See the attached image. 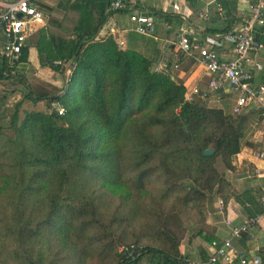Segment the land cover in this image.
<instances>
[{
  "label": "trees",
  "instance_id": "obj_1",
  "mask_svg": "<svg viewBox=\"0 0 264 264\" xmlns=\"http://www.w3.org/2000/svg\"><path fill=\"white\" fill-rule=\"evenodd\" d=\"M109 1L74 0L66 9L79 15L70 37H58L47 26L32 37L42 67L63 75L65 68L56 61L74 65L61 89L32 88L24 69L18 68L28 64L29 44L17 57L0 53V80L17 81L25 90L5 125L12 134L0 133V239L16 244V251L6 255L21 258L20 264H43L41 253L30 245L44 231L80 237L99 223L94 210L86 208V186L99 185L130 199L121 162L131 131L136 139L133 164L141 168L154 161L168 186H177L184 203L202 200L207 192L219 194L226 181L216 165L218 158L230 167L232 155L241 148L247 116L198 99L187 101L183 82L154 72L150 58L119 48L111 38L95 40L111 14ZM56 24L55 18L48 20V25ZM23 99L57 104L63 113L56 108L32 111L18 124ZM208 148L211 155L203 153ZM147 170L137 173V185L155 171ZM134 246L128 258L117 252L116 264H189L178 250Z\"/></svg>",
  "mask_w": 264,
  "mask_h": 264
},
{
  "label": "crops",
  "instance_id": "obj_2",
  "mask_svg": "<svg viewBox=\"0 0 264 264\" xmlns=\"http://www.w3.org/2000/svg\"><path fill=\"white\" fill-rule=\"evenodd\" d=\"M217 1L221 4V9H218L214 0H182L180 14L170 12L167 4L162 1L143 2L142 6L145 10L161 12L167 16L158 15L159 18H163V21L158 24L156 38L128 33L124 36L126 40L124 48H132L145 54L152 60V65L160 56L167 57L171 61L177 60L178 68L173 72L172 77L183 82L186 88L185 93H189L193 87H198L201 91L208 93L204 102L207 101L209 107L221 108L231 114L247 116L248 121L240 150L232 155L230 167H226L224 164L218 166L226 184L219 189V194H215L218 201L213 202L209 210L210 214L206 219L210 233L206 237V231H203L202 234L195 232L196 236L189 244L185 243L182 246L180 253L184 254L190 262L202 263L211 252L210 244L213 240L221 241L230 237L232 227L240 226L246 220L253 219L255 222L252 227L247 232H242L240 236L232 237L231 242L235 248L247 252L249 256L258 257L260 264H264V216L259 201L260 194L264 191V158L256 156V153L264 148V104L254 100L242 108L239 113H235L237 93L227 89L216 93L211 91L209 89L210 75L204 66L200 65L194 56L177 52L173 46V42L182 33L206 44V38L247 24L251 18L250 6L257 0ZM261 1L264 4V0ZM73 2L74 0H41L40 7L44 14L45 25L37 26L35 31L27 37L25 45L29 44V65H19L20 70L24 69L26 74L29 67L38 70L37 72L42 69L50 70L40 65L37 48L31 43L32 37L34 38L38 30L48 26V19L60 17ZM128 13L129 11L111 13L110 15L124 24L127 21ZM204 15H206L205 18ZM254 29L257 38L264 44V25H256ZM133 35L141 36L142 39L136 46L130 47L129 38ZM6 40L7 36L0 29V44ZM217 51L221 59L231 57V49L227 45L218 46ZM246 68L252 73L253 86L264 88V47L249 54ZM67 72L68 69L64 72L65 75ZM54 75L61 76L58 72H54ZM8 86L14 89L11 91L21 87L17 81L0 80V92L7 90ZM54 86L60 88L56 82H54ZM262 96L264 100V90ZM219 264L227 263L220 262Z\"/></svg>",
  "mask_w": 264,
  "mask_h": 264
},
{
  "label": "rangeland",
  "instance_id": "obj_3",
  "mask_svg": "<svg viewBox=\"0 0 264 264\" xmlns=\"http://www.w3.org/2000/svg\"><path fill=\"white\" fill-rule=\"evenodd\" d=\"M78 16L77 12L65 11L60 17H54L57 20L55 26L48 25L47 27L58 37H70L74 34L73 30ZM141 39V36H131L129 46H136ZM143 55L147 57L145 54ZM60 62L56 61L55 64L64 66L65 71L69 69L67 62ZM37 71L31 67L27 71L32 88L36 91L41 89L54 91L52 86L54 82L60 87L57 89L64 87L72 69L68 75L63 73L61 76L54 75V71L51 69ZM11 90L14 89L8 86L7 90L0 92V133L2 135L12 134L5 128V125L14 112L16 102L21 100L25 93L22 87L20 89L17 87L15 91ZM3 96L5 99H2ZM205 104L209 105L207 101ZM52 108L57 109L58 105L48 106L44 101L34 103L23 99L18 109V124L28 112L44 113L49 112ZM134 132L131 131L125 139L124 160L121 162L123 178L128 180L132 190L130 199L125 201L99 185L86 186L87 202L90 204L86 208L88 211L94 210L99 223H94L80 237L74 235L67 237L59 234L56 230L44 231L43 235L30 245L41 253L43 264L44 262L45 264H116L119 260L117 248L122 244L152 245L171 252H175V250L181 252L182 246L185 243L189 244L196 236L195 232L202 234L203 231H206V237H208L210 231L206 225V219L210 214V207L213 202L218 201V197L214 192H207L202 200L192 199V201L184 203L182 193L179 192L177 186H168L160 169H155L154 161L145 167L137 168L133 164L135 161L133 159L134 142L136 141ZM29 136L33 137L31 134ZM219 164H223L220 158H218L217 167ZM148 167L155 171L147 173L141 186L137 185V173L142 168L147 170ZM54 181H56L55 177ZM7 196L8 194L3 195L2 198ZM112 218L115 219L110 222ZM16 249V244L12 240L1 238L0 264H20L21 258L11 260L6 255Z\"/></svg>",
  "mask_w": 264,
  "mask_h": 264
},
{
  "label": "built area",
  "instance_id": "obj_4",
  "mask_svg": "<svg viewBox=\"0 0 264 264\" xmlns=\"http://www.w3.org/2000/svg\"><path fill=\"white\" fill-rule=\"evenodd\" d=\"M155 0H110L107 11L117 13L122 10L129 11L126 23L122 24L112 15H109L104 24L98 30L95 40L111 38L117 46L123 49L126 46L124 36L128 33H135L142 36L156 38L157 27L163 18L158 14L145 10L143 2ZM162 1L172 13H181L182 0H158ZM41 0H0V29L7 36V40L0 44L1 53L11 57H17L29 34L35 31L37 26L45 25V18L40 7ZM218 9H221L219 1L214 0ZM141 4V5H140ZM140 5V6H139ZM264 4L257 0L250 6L251 18L249 22L237 29L215 34L206 38V44H202L198 39L189 37L182 33L173 46L177 52L194 56L197 62L204 66L208 74L209 89L213 92L229 90L237 93L234 112L239 113L242 108L252 101L263 100V87L255 88L252 83V73L246 68L248 56L264 47V44L256 36L254 27L264 25L263 18ZM206 15H204V18ZM167 27L169 25L165 23ZM227 45L231 49V57L221 59L218 55L217 47ZM59 63V62H58ZM260 68V65H258ZM177 60L171 61L167 57L160 56L153 64V71L172 76L177 70ZM208 93L201 91L198 87H193L189 93H185V100L191 101L194 98L205 101ZM59 113H63V108H57ZM258 158H264V148L256 153ZM259 201L264 216V191L260 194ZM255 220H246L240 226H234L230 230V237L221 241L213 240L210 244L211 252L202 263L190 262L189 264H219L220 262L232 264H260L258 257L249 256L245 251L238 250L231 242L232 237L240 236L242 232H247ZM135 251L134 244H122L117 248V252L123 257H130Z\"/></svg>",
  "mask_w": 264,
  "mask_h": 264
},
{
  "label": "water",
  "instance_id": "obj_5",
  "mask_svg": "<svg viewBox=\"0 0 264 264\" xmlns=\"http://www.w3.org/2000/svg\"><path fill=\"white\" fill-rule=\"evenodd\" d=\"M73 64H71V66L69 67L68 69V72H67V75L70 73L71 69H72V66ZM205 155H211L213 153V150L211 148H208L206 149L204 152H203Z\"/></svg>",
  "mask_w": 264,
  "mask_h": 264
}]
</instances>
